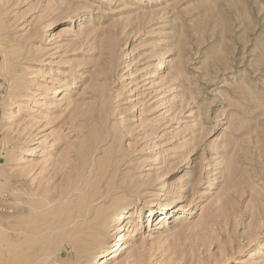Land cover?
Here are the masks:
<instances>
[{
	"label": "rangeland",
	"instance_id": "obj_1",
	"mask_svg": "<svg viewBox=\"0 0 264 264\" xmlns=\"http://www.w3.org/2000/svg\"><path fill=\"white\" fill-rule=\"evenodd\" d=\"M93 194L70 264H264V0H0V264Z\"/></svg>",
	"mask_w": 264,
	"mask_h": 264
},
{
	"label": "bare ground",
	"instance_id": "obj_2",
	"mask_svg": "<svg viewBox=\"0 0 264 264\" xmlns=\"http://www.w3.org/2000/svg\"><path fill=\"white\" fill-rule=\"evenodd\" d=\"M6 56H4V58H5ZM3 58V59H4ZM165 62H166V60L165 59H163L162 60V62H161V68L164 66V67H166V64H165ZM7 64V63H6ZM5 67V66H4ZM160 68V69H161ZM11 69H12V66H11ZM69 86V85H68ZM70 87V86H69ZM60 90H56V93H58ZM26 98V97H25ZM27 99H29V98H27ZM93 157V156H92ZM92 165V164H91ZM98 167H99V165H98ZM93 168H94V165H93ZM92 169V168H91ZM87 170H89V169H87ZM93 170V169H92ZM91 170V171H92ZM91 173V172H90ZM9 187V186H8ZM12 188V187H11ZM10 188V189H11ZM13 188H14V186H13ZM73 188H74V192L73 193H75V191L76 190H78L79 188H77V189H75V186H72V188H71V190H73ZM115 188V187H114ZM17 189V188H16ZM70 189V188H69ZM15 190V189H14ZM13 190V191H14ZM68 190V189H67ZM81 190V189H80ZM108 190V189H107ZM27 191V190H26ZM68 191H70V190H68ZM42 192H43V190H42ZM71 192V191H70ZM20 194V193H19ZM24 194H25V192H24ZM27 195H28V193H26ZM56 194V193H55ZM11 195H12V193H11ZM68 195V193L66 192V194H65V196H67ZM69 195H70V193H69ZM68 195V196H69ZM72 195V194H71ZM71 195H70V197H71ZM94 195H96V194H93V196ZM102 195H104V194H102ZM92 196L93 198L91 199L90 197H89V199H91V201H90V204H91V209L90 208H87V210H86V212H85V209L83 210V211H81V213L80 214H78L77 215V219L76 218H73V220L71 219L70 220V218H69V215L67 216L69 219L68 220H70V221H66L65 223H64V225L63 226H60V227H62V228H59L58 226L60 225V224H58V225H56V226H50L51 224V222L48 224V226H43L44 228L45 227H48V231H50V233L52 232V231H55L56 229H65V231L64 232H66L67 231V233H66V235H67V237L66 238H64L63 240H62V238H61V241L59 240V242L56 244V246H55V248H52V249H50L49 247H47V243H49V242H47L46 244H39L41 241H43V240H40V242L38 243V241L37 242H34V238L30 241V242H28V241H26V239L27 238H29V239H31V237H27L26 235L28 234V233H36L37 234V232L35 231V230H37L36 229V227L34 228V226H33V228L34 229H31V228H29L28 226H27V224L30 222V221H28V220H24V219H22L23 221H25V222H27L28 221V223L27 224H22L23 222H22V220H21V222L22 223H13L10 219H8V221L4 224V229H5V231H6V238H7V245H8V247H7V250H6V254H7V256H6V258H5V263L6 264H54L55 263V261H59L61 264H65L66 263V261L70 264V263H72V262H69V261H73V260H75V259H79V260H77V261H79V262H81L80 260L81 259H85L84 257H85V255L86 254H93L94 253V250L96 249V247L97 246H95L92 242L90 243V241L88 242V239H89V236H90V234L88 235L87 233H86V225H88V223L90 224V223H92L93 224V227L94 228H97L98 229V231H99V227L100 226H102L103 225V223H104V219H103V216L99 219V214H101V213H97V212H95L96 213V215L94 214V211L93 210H95L94 208H95V206H94V204L96 203H98L99 202V200H102L103 201V199H104V197H106V196ZM9 196V195H8ZM13 196V195H12ZM29 196H31L30 194H29ZM67 196V197H68ZM17 197V196H16ZM32 197V196H31ZM34 197H36V196H34ZM102 197H103V199H102ZM8 198V197H7ZM50 198H52V197H50ZM49 198V199H50ZM107 198V197H106ZM9 199V198H8ZM12 199V198H11ZM20 199V197L18 198V200ZM45 199V198H44ZM43 199V200H44ZM49 199H45L46 200V202L45 203H43V204H41L38 208L37 207H35L34 205H31L30 207L33 209H38V210H44V209H46V208H48V207H52L51 206V203L53 202V200L50 202V200ZM53 199V198H52ZM68 199V198H67ZM175 198H173L172 199V202H174L175 200H174ZM24 200V199H23ZM23 200H21V201H23ZM26 200V199H25ZM88 200V199H87ZM21 201H19V203H21ZM98 201V202H97ZM10 202H12V201H10ZM44 202V201H43ZM88 202H89V200H88ZM23 203H24V201H23ZM28 203V202H27ZM25 204V203H24ZM29 204V203H28ZM101 204V203H100ZM104 203L102 202V205H103ZM26 205V204H25ZM54 205V204H53ZM87 205H89V204H87ZM99 205V204H98ZM82 207H84L83 205H81ZM80 206V208H79V210L82 208ZM90 206V205H89ZM97 207V206H96ZM92 208H93V210H92ZM162 208V211L164 212L165 210H166V207H164V206H162L161 207ZM5 209V208H4ZM51 209V208H50ZM53 209V208H52ZM78 209V208H77ZM75 210V212L76 211H78V210ZM99 209H101V208H99ZM21 210H25V207H24V209L22 208H19L18 209V214L21 212ZM27 210V209H26ZM82 210V209H81ZM96 211H97V209H96ZM100 211V210H99ZM150 211H153V209H151ZM102 212V211H101ZM129 210L128 209H125V210H122L121 212H119L118 214H117V216L115 217L116 218V222L119 224H123L124 223V221H125V219H126V217H127V215H129ZM182 211H180V214H182L181 215V217H184V215L185 214H183V213H181ZM183 212H186V211H183ZM17 213H16V215H17ZM105 213V212H104ZM167 213V212H166ZM76 214V213H75ZM104 215V214H103ZM73 217V216H72ZM105 217V216H104ZM43 218V217H42ZM81 218V219H80ZM45 219V218H44ZM44 219H43V221H44ZM47 219V218H46ZM59 220V219H58ZM57 220V221H58ZM61 220V219H60ZM66 220V219H65ZM65 220H63V221H65ZM115 220V219H114ZM62 221V220H61ZM107 221V220H106ZM24 222V223H25ZM54 222V221H53ZM56 222V221H55ZM107 223V222H106ZM29 224H31V223H29ZM105 224V223H104ZM32 225H33V222H32ZM34 225H36L35 224V222H34ZM54 225V224H53ZM62 225V224H61ZM163 226V225H162ZM32 227V226H31ZM89 227H90V225H89ZM92 228V227H91ZM3 229V228H2ZM89 229V228H88ZM43 230V229H42ZM46 230L47 229H45V231L44 232H46ZM57 231V230H56ZM89 231V230H88ZM97 231V232H98ZM103 231V230H102ZM43 233V232H42ZM53 233V235H54V233L55 232H52ZM57 233V232H56ZM55 233V234H56ZM61 233V232H60ZM93 233V232H92ZM30 234H28V235H30ZM40 234H41V232H40ZM40 234H37V236L35 235L34 237H36L35 239H37L38 240V235H40ZM43 234H45V233H43ZM46 234H47V232H46ZM45 234V235H46ZM62 234V233H61ZM32 235V234H31ZM52 235V234H51ZM53 235L51 236L53 239H51L50 237H49V239H51V240H54V237H53ZM97 235V234H96ZM119 237H118V239H117V241L114 243V245L111 247V249H110V251H109V253H110V256H112V257H117V256H119L120 255V253H121V251L122 250H124V249H126V246H125V244L122 242L121 243V241L123 240V239H125V236H126V234L124 233V231H121L120 233H119ZM47 236H48V234H47ZM46 236V237H47ZM50 236V235H49ZM56 236V235H55ZM27 237V238H26ZM40 237H41V235L39 236V239H40ZM42 237H44V236H42ZM45 237V238H46ZM98 237V236H97ZM5 238V237H4ZM16 239V242L18 243L19 241L21 242H23V239L26 241V244L28 245V246H30V247H28L29 249L31 248H33L32 250H30V251H33L34 250V248L35 249H37L38 251H34L35 253L33 254V255H31L30 254V256L29 255H25L26 254V252H25V254L20 250V251H18V253L16 254V252H15V256H13V253H12V255H11V252H12V247L10 248V246H12V240L13 239ZM57 238H58V236H57ZM48 238L46 239L47 241L49 240ZM28 240V239H27ZM50 240V241H51ZM4 241H6V239L4 240ZM22 242H21V244H22ZM28 242V243H27ZM46 242V241H45ZM13 243H15V242H13ZM42 243V242H41ZM51 243V242H50ZM54 243V242H53ZM52 243V244H53ZM25 244V245H26ZM5 245V244H4ZM54 245V244H53ZM13 246H14V244H13ZM24 246V245H23ZM6 247V246H5ZM22 247V246H21ZM4 248V247H3ZM5 250V249H4ZM16 250H18L17 248H16ZM26 250V249H25ZM28 252V251H27ZM104 252V256H103V263H107V254H105L106 252H107V250H104L103 251ZM4 253H5V251H4ZM28 254V253H27ZM5 255V254H4ZM50 255H52L53 257H52V259L51 260H48V258L50 257ZM94 255V254H93ZM13 257H14V259H13ZM89 257V256H88ZM91 257H94V256H91ZM51 258V257H50ZM85 260H87V259H85ZM83 261V260H82ZM56 262V264H58ZM78 262V263H79ZM68 263H66V264H68ZM83 263H86L85 261L83 262ZM75 264V263H74Z\"/></svg>",
	"mask_w": 264,
	"mask_h": 264
}]
</instances>
